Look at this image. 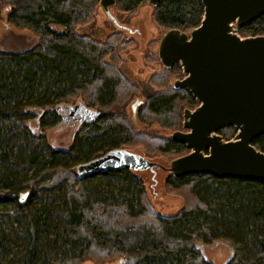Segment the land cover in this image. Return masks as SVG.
<instances>
[{"label": "trees", "instance_id": "trees-1", "mask_svg": "<svg viewBox=\"0 0 264 264\" xmlns=\"http://www.w3.org/2000/svg\"><path fill=\"white\" fill-rule=\"evenodd\" d=\"M146 2L116 0L112 9L130 14ZM98 8L100 0H0V14L7 10L12 26L38 38L21 52L0 50V264H214L202 248L219 245L230 250L225 264H264V182L169 173L165 189L183 197L184 207L163 215L132 171L78 176L76 166L114 149L142 146L153 161L173 155L170 163L190 152L136 129L126 108L140 93L137 119L173 132L184 130V110L199 106L188 90L174 87L185 77L180 65L162 66L145 92L123 72L129 41L79 34ZM204 13L201 0H161L153 17L165 33H190ZM238 34L264 36V15ZM77 105L98 118L80 125L70 148L52 147L45 130L66 121L60 107ZM34 115L43 127L36 134ZM237 132L218 133L229 141ZM253 145L264 153V134Z\"/></svg>", "mask_w": 264, "mask_h": 264}, {"label": "water", "instance_id": "water-1", "mask_svg": "<svg viewBox=\"0 0 264 264\" xmlns=\"http://www.w3.org/2000/svg\"><path fill=\"white\" fill-rule=\"evenodd\" d=\"M147 1L156 7L161 0ZM201 2L205 9L201 25L190 33L167 31L157 52L165 68L182 67L185 77L176 80L174 87L188 90L199 102L196 109L184 111V130L171 136L190 152L165 167L132 150L114 149L78 165L81 179L108 172L163 169L175 178L210 174L264 182V153L253 145L264 134V36L242 38L238 34L239 27L264 15V0ZM115 4L116 0H100L109 19L124 29L111 11ZM67 109L80 119L79 114L87 112V117L82 115L85 121L98 116L84 106ZM227 127L238 131L229 141L218 133Z\"/></svg>", "mask_w": 264, "mask_h": 264}, {"label": "rangeland", "instance_id": "rangeland-1", "mask_svg": "<svg viewBox=\"0 0 264 264\" xmlns=\"http://www.w3.org/2000/svg\"><path fill=\"white\" fill-rule=\"evenodd\" d=\"M111 11L119 23L125 27L124 29H121L109 19L106 12L100 7L97 10L94 23L91 26L79 29L78 33L88 35L99 41L107 40L110 35L120 34L123 41H129L131 44L123 54L125 60L123 72L133 84L142 87L146 92L151 87L149 79L152 75L161 72L163 69V65L156 60L155 56L158 57V45L165 32L154 21V6L147 1L136 12L130 14L120 13L116 9H111ZM6 16L7 10H3L0 14V50L5 52H21L33 47L37 43L38 38L29 30L17 29L12 26L7 21ZM155 90H160V88L156 87ZM136 97L145 101L142 93ZM137 98H134L126 108L127 116L132 120L136 129L150 136L162 139L171 138L174 133L173 131L167 130L157 123L148 125L137 119L136 111L140 104V100ZM71 107L76 108L78 105ZM37 117L35 115L31 116L32 122L30 127L34 130L35 134L41 132L43 128L41 125L38 126L36 124L35 119ZM53 118L52 115L48 117L49 122ZM79 129L80 124L76 119L69 118L68 121H62L61 118L56 126L45 130L47 142L56 149H68L73 144L74 137ZM235 136H232L230 140L234 139ZM132 151L142 155L145 152L142 146H137ZM173 157V155L159 156V160H161L159 163L165 167H169L170 160ZM134 173L137 177L143 179L150 201L159 214L176 215L183 209L184 198L170 194L165 189L168 172L163 169H156L155 171ZM202 249L206 258L214 264H225L230 257V250L225 245ZM118 263L114 261L106 264ZM83 264L97 263L86 261Z\"/></svg>", "mask_w": 264, "mask_h": 264}, {"label": "flooded vegetation", "instance_id": "flooded-vegetation-1", "mask_svg": "<svg viewBox=\"0 0 264 264\" xmlns=\"http://www.w3.org/2000/svg\"><path fill=\"white\" fill-rule=\"evenodd\" d=\"M164 67V66H163ZM68 107V106H67ZM67 107L66 108H64V109H62V110H60V112H61V114H62V116H64L65 118H72V119H75V118H77L76 120L79 122V124L80 125H82V124H84L85 122H88V121H85V119H84V117L83 116H85V117H87L88 116V113L87 112H83V113H81V114H79V116H81V119L80 118H78L77 116H75V114L74 113H72V112H70L68 109H67ZM88 110H91V109H89L88 108ZM92 111V110H91ZM96 113H98V115H99V112H96ZM83 115V116H82ZM98 118V116L95 118V119H97ZM68 119H66V121H68Z\"/></svg>", "mask_w": 264, "mask_h": 264}, {"label": "built area", "instance_id": "built-area-1", "mask_svg": "<svg viewBox=\"0 0 264 264\" xmlns=\"http://www.w3.org/2000/svg\"><path fill=\"white\" fill-rule=\"evenodd\" d=\"M231 25H232V26H235V23H232Z\"/></svg>", "mask_w": 264, "mask_h": 264}]
</instances>
